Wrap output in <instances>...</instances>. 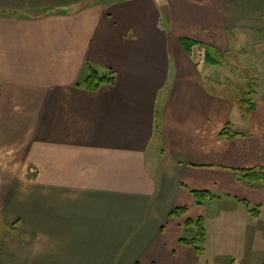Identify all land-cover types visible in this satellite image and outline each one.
Wrapping results in <instances>:
<instances>
[{
  "label": "crops",
  "instance_id": "crops-1",
  "mask_svg": "<svg viewBox=\"0 0 264 264\" xmlns=\"http://www.w3.org/2000/svg\"><path fill=\"white\" fill-rule=\"evenodd\" d=\"M226 1L183 35L223 53L217 28H264L259 0ZM158 3L0 0V264H198L179 241L198 216L203 253L259 239L241 200L264 205V183L236 171L264 167V97L243 118ZM88 66L113 82L87 89ZM227 121L239 135H218Z\"/></svg>",
  "mask_w": 264,
  "mask_h": 264
},
{
  "label": "rangeland",
  "instance_id": "rangeland-1",
  "mask_svg": "<svg viewBox=\"0 0 264 264\" xmlns=\"http://www.w3.org/2000/svg\"><path fill=\"white\" fill-rule=\"evenodd\" d=\"M158 1V5H160L162 12L168 19L167 22H170L172 20L173 23L177 24L180 27V38L186 37L182 32L183 27L189 26L193 29H196L197 27L201 26L204 19L209 18V12L204 11L206 5L214 7V4L216 3V5L221 6L220 0H179L180 3L178 5H175L174 7L176 8L174 9V7L172 8V4L173 2L175 3L178 0ZM222 1L227 5L226 0ZM259 2L261 5V14H263L264 0H259ZM201 4L202 7H200ZM168 8H170V10ZM181 13L186 14L188 20L183 21ZM227 15V12H225L223 8L218 10L217 15L213 13V15L211 16L213 24L219 25L220 21H222L224 17H227ZM175 17H177V20ZM261 23L264 25V17H262ZM247 32L248 30H242V32L226 30L225 32H222L219 28H217V32L215 33L216 36H214V39H216L218 41V44L221 45L220 49L225 51L223 52L224 61L212 66H203H205L204 71L207 73V75L210 71H220L222 80L226 83L224 85V88L220 89L219 86H216L215 84H213V81H211L208 84L210 88H212L213 86V88L217 89L218 92L223 91L233 99L235 97L249 98L250 101L254 102L257 98V95H255L256 93L261 97H264V28H262L259 33ZM195 41H197L198 44L192 46L189 53L185 51L180 41L178 44H180L182 49L187 54H190L191 56L197 58V55L200 54L201 51L203 52L202 45L208 43H204L198 40ZM218 48L216 49L220 52L221 50H219ZM106 74L110 76L109 71H106ZM214 79L219 80V75H217L216 77L214 75ZM251 206L259 209V217L256 220V224L260 225V229L258 232L259 239L255 241L254 245H248V242L246 240V243H243L241 246V248L249 247L251 248V250L244 253L241 250L237 251V248L231 245L228 246L226 253H211L209 251L207 253L202 252L201 254H196L198 264H262L264 262V205L252 204ZM217 212L222 215H226V210L224 209L218 210ZM234 226L235 225L233 224H229V227L231 229H233ZM192 229H194V227H192ZM0 231L3 230L0 229ZM238 242H240V240H238Z\"/></svg>",
  "mask_w": 264,
  "mask_h": 264
},
{
  "label": "trees",
  "instance_id": "trees-1",
  "mask_svg": "<svg viewBox=\"0 0 264 264\" xmlns=\"http://www.w3.org/2000/svg\"><path fill=\"white\" fill-rule=\"evenodd\" d=\"M179 41L182 47L188 53L191 51L190 49L192 48V46L198 44L197 41L187 37H183V38L179 37ZM202 47H203V52L201 51L200 55L203 61L212 64H218L221 62L223 53L221 51L219 52L216 49V47L211 46L209 44H203ZM109 72H110V76L108 74H99L94 68L88 66V72L84 79V85L86 86L87 89H95L102 83L113 82L114 71L110 69ZM234 101L237 104V106L240 108L243 118L247 117L248 114L255 107V103L250 101L249 98L236 97ZM230 128H231L230 123L227 121L224 124L223 128L219 131L218 135L220 137H234L236 135H239L238 132L231 131ZM236 175H237V179L241 181H253V182L264 183V167L262 166H258L254 168L237 169ZM190 192L193 194L195 198V202L198 205L202 204L204 200L218 198L217 195L212 194L210 191L207 190L190 189ZM241 201L244 203L248 211H250L253 215H258V211H259L258 208L251 206V204L247 200L242 199ZM185 210H186L185 207H177L170 211V215L177 216L179 214L184 213ZM193 223L196 227L195 235L190 239L180 238L179 241L191 245L195 249L197 254H201L203 252V248H201L200 245L204 241V237H205L203 219L201 217H196L194 219H187L186 226L191 225ZM262 264H264V262Z\"/></svg>",
  "mask_w": 264,
  "mask_h": 264
}]
</instances>
